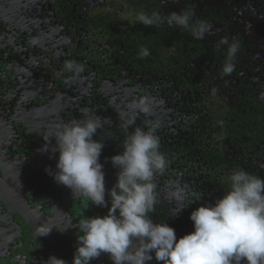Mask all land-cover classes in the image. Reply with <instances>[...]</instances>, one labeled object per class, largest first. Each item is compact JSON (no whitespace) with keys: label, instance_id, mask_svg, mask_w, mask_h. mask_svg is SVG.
Here are the masks:
<instances>
[{"label":"rangeland","instance_id":"rangeland-1","mask_svg":"<svg viewBox=\"0 0 264 264\" xmlns=\"http://www.w3.org/2000/svg\"><path fill=\"white\" fill-rule=\"evenodd\" d=\"M182 9L194 10V20L210 22L211 32L197 39L167 24L145 26L143 33L140 31V41L124 43L90 24L91 17L97 14H109L133 24L135 13L141 10L167 14ZM2 21V26H7L4 35H18L24 49L27 42L31 45L30 57L18 74H26L22 94H28L37 84V94L25 107L31 118L44 121L54 114L55 124L67 123L77 120L65 118V114L79 112L76 107L91 108L103 101L132 116L130 102L146 95L155 98L151 116L135 114L147 125L159 122L156 135L160 151L169 162L154 179L158 204L150 216L174 228L177 239L185 231L194 230L189 219L193 210L228 191V176L233 170L243 169L257 176L264 173V129L254 138H238L233 133L240 121L254 115L248 97L264 107V0H0V25ZM224 37L229 42L233 37L241 40L235 71L230 76L222 74L227 45L217 47ZM141 47L148 48V57H138ZM180 54L186 59L177 73L181 75L178 85L153 74L154 68L147 63H160ZM69 60L85 66L75 81H70V73L62 71ZM142 61H147L141 64L150 74L131 68ZM4 71L16 75L10 66ZM194 78L192 89L182 90L183 80L188 84ZM15 83L22 84L19 80ZM37 128L45 130V125L38 124ZM4 145L3 140L0 190L8 186L27 200L31 191L27 187L32 188L34 179H42L57 203L46 204L54 215V232L45 255L33 239H25L11 214H0V264H45L49 256L72 264L82 235L75 225L90 216L93 207L80 196L65 198L66 190L47 171L28 170L36 173L30 180V172L24 175L14 168L16 155L9 152L7 142ZM100 162L105 182L115 183L117 170L106 158ZM86 203L89 209L85 210Z\"/></svg>","mask_w":264,"mask_h":264},{"label":"clouds","instance_id":"clouds-1","mask_svg":"<svg viewBox=\"0 0 264 264\" xmlns=\"http://www.w3.org/2000/svg\"><path fill=\"white\" fill-rule=\"evenodd\" d=\"M194 16L192 9L167 14L141 10L134 19L149 27L167 24L202 39L211 32L212 25L207 20H194ZM222 45H227L222 74L230 76L235 71L241 40L233 37L229 42L224 37L217 47ZM149 55L147 47L139 49V58ZM62 71L70 73V81H75L85 66L69 60ZM155 103V98L143 96L128 104L132 116L121 117L120 126L126 134L123 151L106 158L117 170L111 188H106L104 165L100 162L105 140L94 138L103 129L101 117L58 122L43 137L45 144L40 150L58 153L54 171L46 169L54 181L67 187L73 196L85 198L92 207L107 209L104 215L78 220L75 227L82 235L72 264H91L105 254L112 264H264V178L243 169L229 174L226 193L190 213L191 233L177 239L174 228L151 218L158 204L154 179L169 163L156 135L159 122L150 123L146 129H128L134 125L136 113L151 116ZM179 191L182 198L183 190ZM49 231L38 229L40 236ZM45 264L66 261L49 256Z\"/></svg>","mask_w":264,"mask_h":264},{"label":"flooded vegetation","instance_id":"flooded-vegetation-1","mask_svg":"<svg viewBox=\"0 0 264 264\" xmlns=\"http://www.w3.org/2000/svg\"><path fill=\"white\" fill-rule=\"evenodd\" d=\"M96 23H102V25L106 24L112 28L110 30H106L103 28V26H98ZM2 24L4 25L5 23L2 21L0 25V31H2V35H0V142L4 140L5 145L7 142L8 145L6 146L9 147V152L11 154L15 153L16 161H13L15 163L14 168H16L18 171H22V174L27 175L28 172L31 173V171H28L31 169L42 173L46 172V169L48 168L53 169L54 171L55 167H50V165H56L58 153L54 154L50 151L43 152L40 150L45 144L43 137L47 135L48 129L55 125V121L52 118L54 114L49 115V117L44 121L31 118L29 112L26 115L25 107L27 103H29V100L32 98V96L37 94V92H34V88H37V84L35 87L29 89V93L32 94L31 96L29 93L24 95V93L22 94V90L24 91L26 89V85L23 84L27 82V79H25L26 74H22L21 77L18 75L19 70L21 69L20 67H22L23 63L25 64V62H27L28 58L30 57L28 51L31 49V45H28L27 42V47L24 49V47L20 45L18 35L12 34L10 38L7 35H4L3 32L7 29V26L5 25L3 27ZM90 24H92L94 28L102 30V32L108 37L117 39L124 43L140 41V31L143 33L145 28V26L141 23L135 22L131 24L128 21L115 19L109 14L93 15L91 17ZM10 28L13 30V26H10ZM7 33L10 34L9 31ZM18 33H21V31H18ZM185 58V55L180 54L179 56L169 57L160 63L153 60H150L149 62L142 61L132 65L131 68L136 72L145 71L148 73L141 63L147 62L154 69L156 66L152 65L151 63H156L160 66V69H165L166 71L162 74L164 76L161 77L168 79V76L165 74L169 73L170 76H172V78L169 80L177 84V82H175L177 77L173 75V69H175L176 66L174 59L183 62V59ZM9 66L15 72V76L4 71V68H8ZM15 80L21 81L22 84L16 85ZM23 80L25 82H23ZM35 83L36 80L34 81V85ZM76 109H78L79 112H72L69 115L65 114V118L70 116L82 121L88 117L98 116L106 120V122L103 123L102 131L100 132V130H98L97 136L94 137L95 139L105 140V147L102 149L100 159L109 158L123 151L122 143L126 134L120 126L121 117L128 118L130 115L120 113L117 109L112 107L108 101L97 103L91 108L76 107ZM38 124H41V126L45 125V130L42 128H37ZM146 126V123L142 122L138 118H135L134 125L129 128L128 131H133L135 127L146 129ZM263 129L260 131V134L258 133L256 136L261 135ZM243 137L254 138L245 135ZM51 143L54 144L55 140L52 139ZM259 174V177L264 178L263 171ZM35 176L36 173H33L29 179L32 180L35 178ZM33 181L34 184L32 188H30V186L27 187V189H31L30 193L27 194V198L29 200H26L23 196L19 195V193L12 191L10 187L4 186L3 189L0 190V214H11L15 223H17V226L22 228L25 239L29 241L33 239L36 244L40 245L42 250L41 254L45 255L44 253L46 252V249L43 247L42 240L35 234L34 230L31 228V225L26 221L24 216L15 210H21L23 208L27 211V213H31L30 217H32L34 220L30 221H35L36 223H40V217L42 216L44 220L42 223V225L44 224L43 228L50 230L51 239L53 238L54 215L51 213L52 209H50V207L48 208L46 204L49 202V204L51 203L54 206L57 202L54 200L55 197H53V194L51 195V193H49L50 189L42 179L41 181H37L35 179ZM105 184L106 188H111L114 183L105 182ZM62 187L64 190H66V194L64 193L63 196L67 199H73L74 196L71 191L68 188L66 189L64 186ZM3 194L8 197L10 204L14 206L15 209H9L7 207ZM46 196L47 198L44 199ZM31 199L33 200V203H31ZM93 209L94 210L90 211V216L104 215L107 213L106 208L102 209L93 206ZM46 222L48 223V226L45 224ZM49 226L50 229H48ZM192 231V229L185 231L184 235L191 233ZM30 259L33 260L32 257H30ZM92 264H112V261L109 259L107 254H105L99 259L94 260Z\"/></svg>","mask_w":264,"mask_h":264},{"label":"trees","instance_id":"trees-1","mask_svg":"<svg viewBox=\"0 0 264 264\" xmlns=\"http://www.w3.org/2000/svg\"><path fill=\"white\" fill-rule=\"evenodd\" d=\"M98 26H103V28H105L106 30H110L112 27L106 24H98L96 23ZM96 25V26H97ZM186 59V58H185ZM183 59V60H185ZM174 62L176 64L175 69H173V75H175L177 77L176 80H178L177 85L179 83V77L181 75H177V73L179 71H181L182 69V63L179 60L174 59ZM152 65H155L156 68L154 69V73L156 76H164L162 75L163 73H165V69H160V66L156 63H151ZM148 74L151 73L150 70H147ZM165 75L168 76L169 79L172 78V76H170L169 73H166ZM184 85L182 84V90H184V88H186L187 90H191L192 89V85H195V78L194 79H190L188 81V84L183 80ZM249 101H250V105L252 106V110L254 112V116H252L251 118H244L242 121H240V123L238 125H236L235 130H234V134L239 138H241L242 136H250V137H254L256 136L258 133L260 134V131L263 129L264 127V107L261 106L258 102L255 101V99L253 97H248Z\"/></svg>","mask_w":264,"mask_h":264},{"label":"water","instance_id":"water-1","mask_svg":"<svg viewBox=\"0 0 264 264\" xmlns=\"http://www.w3.org/2000/svg\"><path fill=\"white\" fill-rule=\"evenodd\" d=\"M3 196H4V200H5V203H6L7 207L9 209H15L14 206H12L10 204V202L8 200V197L5 194H3ZM15 210H17L18 212L21 213V215L24 216V218L26 219V221L31 225V228L34 230L35 234L42 240L43 247H44V249H46L47 246L51 242V233L49 231V233L47 235H45V236H40L39 235L38 229L44 226V224L42 225V223L44 222L42 216L40 217V221H39L40 223H36L35 221H30V220H34L32 217H30L31 213H27V211L24 210L23 208L21 210H19V209H15ZM45 224L48 226V223L47 222ZM48 229H50V226H49Z\"/></svg>","mask_w":264,"mask_h":264},{"label":"bare ground","instance_id":"bare-ground-1","mask_svg":"<svg viewBox=\"0 0 264 264\" xmlns=\"http://www.w3.org/2000/svg\"><path fill=\"white\" fill-rule=\"evenodd\" d=\"M15 201V200H14ZM14 201H13V203H14ZM16 203V202H15Z\"/></svg>","mask_w":264,"mask_h":264}]
</instances>
